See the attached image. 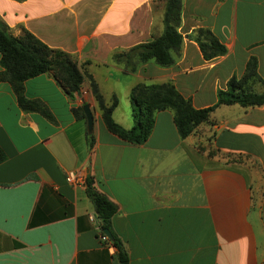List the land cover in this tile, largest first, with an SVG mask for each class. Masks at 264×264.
I'll list each match as a JSON object with an SVG mask.
<instances>
[{
	"label": "crops",
	"instance_id": "obj_1",
	"mask_svg": "<svg viewBox=\"0 0 264 264\" xmlns=\"http://www.w3.org/2000/svg\"><path fill=\"white\" fill-rule=\"evenodd\" d=\"M164 7L165 0H0V17L12 35L24 28L84 65L105 101L117 98L112 117L125 128L138 82L170 79L204 108L251 55L264 80V0H182L175 62L124 70L113 54L160 35ZM200 26L226 54L203 58L188 37ZM82 92L92 138L85 117L72 112ZM24 94L49 115L22 109L0 82V264H120L116 246L98 237L88 177L117 205L111 232L128 264H264V104H221L185 138L172 112L160 110L146 141L133 144L107 130L87 81L69 95L42 73L25 80Z\"/></svg>",
	"mask_w": 264,
	"mask_h": 264
},
{
	"label": "trees",
	"instance_id": "obj_2",
	"mask_svg": "<svg viewBox=\"0 0 264 264\" xmlns=\"http://www.w3.org/2000/svg\"><path fill=\"white\" fill-rule=\"evenodd\" d=\"M181 9L182 0H165L161 34L128 50L115 52L112 56L113 61L131 73L136 72L139 65L149 60L162 67L172 65L175 58L180 55L183 42V36L178 31ZM188 37L197 43L206 60L227 53L225 45L209 27H197L188 34ZM0 65L2 67L0 82L10 84L19 106L24 110L39 111L45 115H49V111L39 100L28 99L25 96L26 79L47 73L69 95L80 93L83 83L87 81L89 93L97 102L107 130L133 144L146 141L153 129L155 113L160 110L172 112L177 133L180 138H185L198 125L210 122L211 113L221 104H239L242 107L264 104V80L258 73L256 56L251 55L246 61L242 75L237 77L233 74L228 79L226 88L217 90L216 103L204 108H195L191 99L184 97L170 79L162 82L136 83L129 92L134 123L131 127L125 128L112 117L117 98L113 96L110 103H107L92 73L84 65L79 66L70 53L48 46L24 28L21 35H12L1 17ZM83 104L84 102L72 109L76 117H85ZM88 136L92 138V133ZM5 158L6 155L0 148V162ZM86 191L99 217L101 230L107 228L111 231V218L117 211V205L95 186L92 177L86 179ZM113 237L112 243L117 248L119 263L128 264L129 257L122 242L115 235Z\"/></svg>",
	"mask_w": 264,
	"mask_h": 264
},
{
	"label": "water",
	"instance_id": "obj_3",
	"mask_svg": "<svg viewBox=\"0 0 264 264\" xmlns=\"http://www.w3.org/2000/svg\"><path fill=\"white\" fill-rule=\"evenodd\" d=\"M83 111H84V115H85V119H86V128H87V132L91 133L93 130V114L91 111V104L89 102H85V99H83ZM111 240L114 239L112 232L105 228L102 230Z\"/></svg>",
	"mask_w": 264,
	"mask_h": 264
},
{
	"label": "built area",
	"instance_id": "obj_4",
	"mask_svg": "<svg viewBox=\"0 0 264 264\" xmlns=\"http://www.w3.org/2000/svg\"><path fill=\"white\" fill-rule=\"evenodd\" d=\"M85 93L86 92H82L81 93V95H79L78 96V100L80 101V102H83V99H84V95H85ZM67 179L69 180V181H74L75 183H81V182H83V177H82V175L81 174H79V173H77V174H75V175H73V174H68L67 175ZM91 219H93V217H91ZM98 237H99V239L101 240V241H103V242H106V243H108V244H113L112 243V240L102 231V230H99V232H98Z\"/></svg>",
	"mask_w": 264,
	"mask_h": 264
},
{
	"label": "rangeland",
	"instance_id": "obj_5",
	"mask_svg": "<svg viewBox=\"0 0 264 264\" xmlns=\"http://www.w3.org/2000/svg\"><path fill=\"white\" fill-rule=\"evenodd\" d=\"M257 90H258V88H257ZM133 119V118H132ZM134 123V122H133Z\"/></svg>",
	"mask_w": 264,
	"mask_h": 264
}]
</instances>
